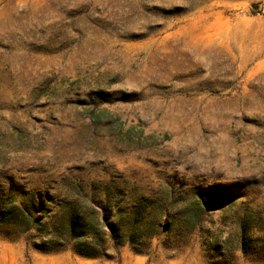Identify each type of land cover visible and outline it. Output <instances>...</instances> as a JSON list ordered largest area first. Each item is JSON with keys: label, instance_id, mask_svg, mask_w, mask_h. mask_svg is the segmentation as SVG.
Masks as SVG:
<instances>
[{"label": "rangeland", "instance_id": "obj_1", "mask_svg": "<svg viewBox=\"0 0 264 264\" xmlns=\"http://www.w3.org/2000/svg\"><path fill=\"white\" fill-rule=\"evenodd\" d=\"M0 264H264V0H0Z\"/></svg>", "mask_w": 264, "mask_h": 264}, {"label": "trees", "instance_id": "obj_2", "mask_svg": "<svg viewBox=\"0 0 264 264\" xmlns=\"http://www.w3.org/2000/svg\"><path fill=\"white\" fill-rule=\"evenodd\" d=\"M73 212L65 220V226L70 236H75L78 239L81 238L83 233V222L79 215V212L72 210Z\"/></svg>", "mask_w": 264, "mask_h": 264}]
</instances>
